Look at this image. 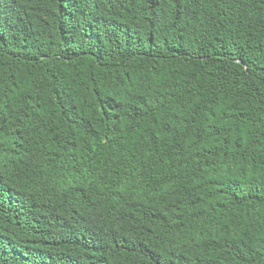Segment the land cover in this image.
<instances>
[{"label": "trees", "instance_id": "trees-1", "mask_svg": "<svg viewBox=\"0 0 264 264\" xmlns=\"http://www.w3.org/2000/svg\"><path fill=\"white\" fill-rule=\"evenodd\" d=\"M0 264H264V0H0Z\"/></svg>", "mask_w": 264, "mask_h": 264}]
</instances>
